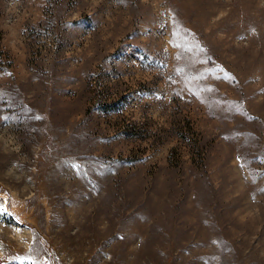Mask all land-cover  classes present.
Wrapping results in <instances>:
<instances>
[{"label":"rangeland","instance_id":"obj_1","mask_svg":"<svg viewBox=\"0 0 264 264\" xmlns=\"http://www.w3.org/2000/svg\"><path fill=\"white\" fill-rule=\"evenodd\" d=\"M237 160L264 187V0H0V264H264Z\"/></svg>","mask_w":264,"mask_h":264},{"label":"crops","instance_id":"obj_2","mask_svg":"<svg viewBox=\"0 0 264 264\" xmlns=\"http://www.w3.org/2000/svg\"><path fill=\"white\" fill-rule=\"evenodd\" d=\"M237 169L239 170L241 177L240 178L236 177L235 184L237 182V186L233 189V191L230 190L228 197L229 214H228V225L226 226L227 227L226 231L229 234H234L236 232V227L240 228L241 225H245L247 222V218L251 216L250 214L253 213L254 216H258L261 214L260 211H257L258 206L256 205L259 204L258 197L259 195H261L260 192L264 190V187L261 188L262 183L260 182L259 178L246 176L245 173L242 175L241 169H245V165L240 160H237ZM253 186H258V189L257 190L253 189ZM241 195L244 196L245 205H246V207L243 209H239L238 205L240 203H237L239 200L238 201L236 200V198ZM220 227L215 225V233L217 234L223 233L224 226H220ZM228 240H227L228 243L231 244V246L229 247L232 248L233 247L232 243L234 245L235 242L232 241L230 238H228ZM221 241H223V239H221L218 236L217 237L215 236V247L220 245Z\"/></svg>","mask_w":264,"mask_h":264},{"label":"snow or ice","instance_id":"obj_3","mask_svg":"<svg viewBox=\"0 0 264 264\" xmlns=\"http://www.w3.org/2000/svg\"><path fill=\"white\" fill-rule=\"evenodd\" d=\"M0 214H8L7 208L5 207V205L3 203H0ZM34 264H35V262H34Z\"/></svg>","mask_w":264,"mask_h":264}]
</instances>
